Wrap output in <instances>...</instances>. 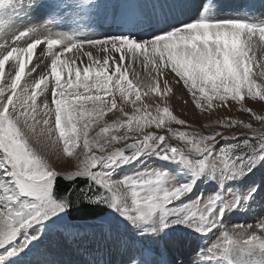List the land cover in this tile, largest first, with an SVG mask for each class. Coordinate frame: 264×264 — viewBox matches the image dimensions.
<instances>
[{
	"label": "snow or ice",
	"instance_id": "1",
	"mask_svg": "<svg viewBox=\"0 0 264 264\" xmlns=\"http://www.w3.org/2000/svg\"><path fill=\"white\" fill-rule=\"evenodd\" d=\"M13 7L29 11L46 8L51 19L39 27L20 30L11 43L7 40L0 43V82L4 80L6 64L15 60L8 69V83L0 85V250H3L0 264H19L25 260L46 230L69 228L68 216L81 204L103 205L119 220L142 229L141 234L159 233L179 224L207 236L222 225L226 212L253 199L256 188H251L245 197L230 201L224 198V193L206 199L203 194L192 199L190 194L198 180H215L224 189L227 181L251 172L264 161V130L258 131L251 123L229 116L215 125H207L220 130L207 135L192 134L189 138L188 133L171 127L173 123L184 126L186 121L173 116L168 106L161 113L157 105L155 116L149 113L147 118L138 117L136 113L142 109L136 106V101L141 100V93L129 80L127 69L122 72L121 67L126 60L134 62L142 58L146 67L151 64L155 68L157 92L161 85L165 93L180 85L201 111L220 106L230 108L229 102H235L241 112L250 113L264 124V115H256L245 103V97L264 101V85L252 79L255 57L249 56L256 47L253 38L257 34L264 43V19H216L210 4H201L196 18L172 25L149 39H137L133 33L91 36L83 32H52L49 24L65 16L62 10L67 6L60 0L47 5L39 0H0V13ZM101 7L93 4L85 8L84 16L91 20ZM127 14L129 10H121L117 17ZM12 28L11 21L0 23V33L6 34ZM42 43H46L47 56L51 57L50 69L18 93L26 64ZM85 44L96 55L83 51L81 56L87 57V62L82 68L77 63L79 57L62 59L65 52L79 51ZM56 46H61L60 52L53 51ZM110 61L114 65L111 72ZM257 75L264 78V63L259 65ZM49 80L53 81L51 86ZM114 89L124 104L134 97L133 113H127L121 105L117 115L127 116V120L117 118L111 124H103L90 139L92 121L81 124L80 118L94 115L102 119L106 112L117 109ZM94 92H103L112 99L105 101ZM45 93H50L51 103ZM40 95L45 98L38 104ZM66 95L76 99L69 100ZM79 101L83 102L78 104ZM88 102L92 104L90 109L86 107ZM153 126L165 128L172 137L183 141L185 147L167 143L166 135L145 131ZM121 128L126 130L124 135L117 134ZM236 128L249 130L252 137L217 150L218 138H233L225 136V132ZM127 133H139L142 139L129 137ZM45 137L54 145L62 142V153L57 148V157L75 158L74 171L59 172L33 146V141L40 144ZM253 138L256 143L251 142ZM128 139L135 142L108 151ZM77 147L82 148L81 154L74 152ZM151 156L178 165L192 177L191 181L178 182L166 167L146 166L132 171L124 168ZM60 178L69 183L60 184ZM186 196L188 200L184 199ZM253 228L237 224L231 232L225 230L222 238L207 249L210 255L205 258L215 264H264V218L255 225L258 232L250 231ZM130 264H156V261L151 251L145 250Z\"/></svg>",
	"mask_w": 264,
	"mask_h": 264
},
{
	"label": "rangeland",
	"instance_id": "2",
	"mask_svg": "<svg viewBox=\"0 0 264 264\" xmlns=\"http://www.w3.org/2000/svg\"><path fill=\"white\" fill-rule=\"evenodd\" d=\"M201 1L202 0H164L163 7L164 9L167 7L165 9L166 15L171 16L173 14H178L180 17H184V18L187 17V20L185 21L184 19L181 20L180 23H183L190 21L191 19H194L198 16L199 14L198 8L201 5L200 3ZM225 4H227L228 7L225 8L224 11L218 13V10L220 9L217 7H215V11H217L218 14H224V13L229 14L230 11L235 13L238 12L240 8H244L246 9V11L248 10V12L252 13L253 17L250 15L249 17L253 19H249V20L264 19V0H225ZM196 5H197V9H196L197 11L193 9V7H195ZM190 8L194 10L192 12L193 15L194 13H196L192 17H189L186 14H184ZM41 16L42 15L39 8L29 11L27 9H20L13 7L8 9L4 13H0V23L11 21L13 26V28L10 29L6 34L0 33V43H3L5 40L11 43V40L16 33H18L20 30L28 28L29 26L39 27L38 26L39 23L37 21L41 19ZM216 16L214 18H216ZM172 19H175V21L178 22L176 18L173 17ZM169 23H176V22L171 20V22ZM165 28L167 29L168 27ZM165 28L162 29L161 31L165 30ZM253 39L254 41L259 40V35L257 34V36H255ZM261 45L263 47L264 43H262ZM84 46H89V45L85 44ZM77 51L78 50L73 49L71 53L73 52L76 53ZM67 53L68 52H65L64 56H62L64 59ZM249 56L250 57L255 56V60H256V62L251 65L253 69L252 79L256 81V84L264 85V78L259 77L257 75L259 71V65H260L259 63L262 64L263 63L262 60H260L259 55H256L253 51L249 53ZM72 58H74V56ZM14 63L15 60L13 59L10 60L8 64H6L5 77L4 80L0 82V85H6L8 83L9 80L8 69L9 66ZM148 65L149 68L153 69V71H151L149 75L151 77L150 79H153L152 77H155L156 74L155 68L151 64ZM113 67L114 65L110 61V67H109L110 72L112 71ZM124 70H125V65L123 64L121 67V71L123 72ZM130 71L131 70L127 71L128 78L133 82L134 85L137 86L138 90L141 93V100L136 101V106L141 107L140 103H143V101L145 100L144 96H146V94L143 93V90L138 83L139 80L138 77L137 76L132 77V73H130ZM161 78L163 79V77ZM114 79H115V74H114ZM152 81H154V84L151 85L152 86L151 88L154 89L157 84V80L153 79ZM52 83L53 82L51 80V84ZM125 84H127V81H125ZM19 90L20 89L18 87L17 88L18 93ZM69 91L71 92L73 90L69 89ZM80 91L82 92L83 89H80ZM113 92L115 97L118 98L119 92L116 91L115 89L113 90ZM151 93H154V91L150 90L148 92V94ZM93 94L103 96L105 101L110 100V96L105 95L103 92H94ZM169 95H171L170 97H172L173 93L169 92L168 96ZM43 96L44 95L38 96V100L40 101L41 97ZM70 97L72 98L73 96L66 95V98L72 100L73 98L71 99ZM173 98H174L173 99L174 104H176V102H179L180 99L179 96L174 95ZM82 102L83 101H79L78 104ZM151 103L147 104L148 107L142 106L143 109L141 108L142 110L136 113V115L138 117L147 118L148 114L150 113L151 115L155 116V114H157L156 113L157 105L161 109V113L163 107L168 106L173 116H176L179 119H184L186 121V125L184 126L173 123L171 124V127L179 132L188 133L189 138L191 137L192 134H196L197 136L207 135L210 134L211 131L220 130L215 127L209 128L207 127V125L209 124L215 125L216 121L227 118L229 116L232 117L233 119H242L246 123H251L253 128L257 129L258 131L264 130V124H261L259 121H257L255 117L251 116L250 113L241 112L239 110V106L236 105L235 102H229L231 104L230 108L220 106V107H214L211 111H201L200 109L196 108L193 103L194 116L191 119L188 118L186 115L185 116L180 115L179 114L180 112L183 114L182 109H179L180 112L177 111V109H175V107L170 105L169 102H167V100L164 98L160 99V97H156L152 100ZM245 103L253 108V110L256 112V115H264V111H261V107L264 106V101H260L258 98L257 100L253 101L249 97H245ZM91 106H92L91 102H88V104L86 105V107L89 109L91 108ZM183 106L186 105L183 104ZM133 110L134 108L131 110L132 112H128L127 110L126 111L127 113L132 114ZM116 111L117 110L114 109L112 112H106L107 115L105 114L103 119H106L109 115L115 113ZM199 112L202 113L200 114ZM118 118L125 121L127 120V116H123V115H119ZM85 120L92 121V126L89 131V138L91 139L96 135V133L99 131V128L103 124L105 123L111 124L115 119L101 123V120H99L94 115H92V116L81 117L80 123L82 124ZM133 123H135V121ZM145 131L152 132L157 135H166L167 143H170L173 146H179L181 148L185 147L183 141H180L172 137L171 133L166 132L165 128L157 129L153 126L151 128L145 129ZM125 133L126 130L121 128L119 129L117 134L124 135ZM127 135L129 137H137L142 139V136H140L139 133H127ZM230 135L233 138L228 140L218 138V143L216 144L217 150L225 145L239 144L246 137L249 138L252 137V134L249 130L242 128H236L231 130V132H225V136H230ZM235 137H239V139H236ZM131 142H135V141L133 139H128L126 141H122L119 144H114L111 148L108 149V151L109 152L114 151L116 148H125L126 145H128ZM251 142L256 143V140L253 138ZM33 146L36 147L37 150L41 153V155H43L59 172L68 173L75 170L76 168L75 158L67 157L64 155H61L60 158L57 157L56 154L57 148H59L62 153V148H63L62 142H60L59 145H54L51 143L50 140H48L45 137L42 138L40 144H36L33 141ZM74 152L76 154H81L82 148L77 147L76 149H74ZM96 154L101 155V153L99 152H97ZM192 156L194 159L196 158L194 153L192 154ZM80 159L81 160L83 159V155H80ZM146 166L166 167L170 172L173 173L177 181L181 183L190 182L192 179V177L189 174H187L186 172H182L178 165H169L166 161L157 160L155 156H151L147 159L142 157L141 160L136 161L135 164L125 165L124 168L128 169L129 171H132V170H140L141 168ZM117 171L119 172L122 170L118 169ZM251 188H256V193L253 199L243 201L242 206L239 209L230 210L226 212L222 225L219 226L217 229H214L207 236H201L200 234L192 232L189 228H186L183 225H179V224L167 228L159 233L149 231L141 234L142 229L133 228L131 225H128L126 221L119 220L118 217L116 218L115 214L112 213L105 220H107L108 223L110 224V226H108V229H111V234L115 235L113 237L115 242L117 243V247L115 251L117 254V259L115 260V262H117L118 264H130V261L132 260V255L129 249L132 247L131 242L133 240H141L146 245L158 247L159 240L168 239L169 242L167 241V243L170 250V258H163L164 261L170 259V264H197V261H200L199 264H215L214 261H208L205 258L208 255H210V253L207 252V249L211 247V245L215 243L217 239L222 238V234L225 230L231 232L233 226L239 224V225H253L254 228L251 229L250 231L258 232V229L255 228V225L259 222L260 219L264 218V161L258 163L257 166L251 172H248L243 176L227 181L224 185V189H220V185L217 184L215 180H211L207 178L198 180L193 189V193L190 194L192 196V199H195V197L200 196L202 194L206 199L208 196L224 193V198L230 201L234 197L235 198L245 197ZM184 199L188 200V197L186 196L184 197ZM174 203H179V202H174ZM91 227H93L92 229H94V227L96 226H91ZM100 229L101 228H98V230ZM54 233H55L54 230L48 229L45 232V234L41 235L40 239L35 242L36 248L33 249L32 254L26 257L25 260H21L19 264H47V262H50V264H84L76 254L68 250L67 241H65V239L63 238L61 239L60 237L55 236ZM123 241H125L127 244H125V242ZM180 251L183 252L181 253ZM160 258L161 255H159V257L156 259L157 263L162 262Z\"/></svg>",
	"mask_w": 264,
	"mask_h": 264
},
{
	"label": "bare ground",
	"instance_id": "3",
	"mask_svg": "<svg viewBox=\"0 0 264 264\" xmlns=\"http://www.w3.org/2000/svg\"><path fill=\"white\" fill-rule=\"evenodd\" d=\"M167 8V7H166ZM165 8V9H166ZM195 10V9H194ZM194 10H190V13H192ZM166 11V10H165ZM169 11V10H168ZM195 14V13H194ZM174 15V14H173ZM169 16V15H167ZM85 17V16H84ZM86 18V17H85ZM176 18V17H174ZM177 19V18H176ZM174 22L176 23H169L171 25H176L178 24L177 21H175V19H172ZM178 20V19H177ZM52 26V25H51ZM49 27L50 30L52 32H66L68 34H71L73 32H83L84 34L86 35H91V36H103V34H99L97 32V30L93 29V28H87V29H81L79 28V26H77V30L76 31H70L67 29H65L64 25L61 24V26L63 28H57V27ZM166 29V28H165ZM25 39H28L27 37ZM256 47L254 48L253 52L256 54V55H259V59L262 60V62L264 63V46L262 47V43L259 41V40H256ZM19 44L23 45V41H20ZM262 47V49H261ZM41 50H43V55H41ZM53 51L55 52H60L61 51V46H56ZM75 51V50H74ZM83 51H92L93 52V55L95 56L96 55V51L94 49H92L90 46H83V48L79 51H77L76 53H67V55H65V59H72V57L74 56L75 57H79V59L77 60V63L79 66H83V63L87 62V57H83L81 56V53ZM101 56H103L104 54L101 53L100 54ZM116 57H118L119 54H115ZM255 57V56H254ZM62 59H64L62 57ZM257 59V58H256ZM259 60V61H260ZM50 61H51V57H48L47 56V45L46 43H42L41 45H39L35 50H34V53H33V56H32V59L26 64V69H25V74L23 76V78L21 79L20 81V85H19V89H23L24 86L26 84H30L33 82V80H38L39 79V76L41 74H45L49 71L50 69ZM256 61V60H255ZM258 61V60H257ZM261 64V63H259ZM125 69H127V71L131 70L130 73H132V77L133 76H137L138 77V83L140 85V87L142 88L143 90V93H147L145 97V100L143 101V103H140L141 105V108L142 106H145L147 104H150L152 102V100L156 97H160V99H166L167 102H169L170 105H172L173 107H175V109H177V111H179V109H182V112L183 114L180 112L179 114L180 115H186L188 118H192L194 116V112H193V102H192V99L189 95V93L187 92V90L181 88L180 85H177L176 87H174L172 90L173 92L171 91L170 93H173L172 97H170L171 95L168 96V93H165L163 91V86L161 85L160 86V91L157 92L154 89H152L151 85L154 84V81H152L153 79H155V77H152L153 79H150L151 77L149 76L150 75V72L153 71V69L149 68V65H147V67L144 65V63L142 62V58H138L136 61H128L126 60L125 63ZM124 68V67H123ZM136 73V74H135ZM154 74V73H153ZM156 75V74H155ZM162 79V78H161ZM53 82V81H52ZM152 82V83H151ZM156 84V83H155ZM49 85H51V80H49ZM43 87V85H42ZM19 90V92H20ZM154 91V93H151V94H148L149 91ZM156 94V95H154ZM46 96H48V100L49 102L51 103V95L50 93H45ZM163 95V96H162ZM174 95H177L179 96V102H176V104H174V98L173 96ZM154 96V97H153ZM162 97V98H161ZM170 97V98H169ZM45 98V96L41 97L40 101L37 99V103H41V101H43ZM71 98V97H70ZM73 98V99H72ZM71 99L72 100H75L76 98L73 96ZM116 98V101H117V111L111 115H109L106 119H99L101 120V123L105 122V121H111L113 119H117L119 116L117 115L118 114V109L121 105H123V107L125 108V111L127 110L128 112H132L131 110L133 109V105L131 103V100L134 99V97H131L129 98V102L127 104H124L123 100L121 99L120 95H118V98ZM68 99V98H67ZM109 99V98H108ZM112 99V96H110V100ZM109 101V100H107ZM161 101V100H160ZM156 102V101H155ZM161 103V102H160ZM152 104V103H151ZM186 105V106H183ZM160 105V104H159ZM54 107V105H52ZM155 107V106H154ZM143 109V108H142ZM196 109V108H195ZM198 110V109H197ZM126 111V112H127ZM146 111V110H145ZM154 111V110H153ZM144 112V110H143ZM152 112V111H151ZM200 113V112H199ZM202 113V112H201ZM200 113V114H201ZM131 114V113H130ZM107 115V114H106ZM156 115V114H155ZM105 116V115H104ZM103 116V117H104ZM198 116V115H197ZM206 116V114H205ZM98 120V121H99ZM100 122V121H99ZM102 125V124H101ZM100 125V126H101ZM59 163V161H58Z\"/></svg>",
	"mask_w": 264,
	"mask_h": 264
},
{
	"label": "water",
	"instance_id": "4",
	"mask_svg": "<svg viewBox=\"0 0 264 264\" xmlns=\"http://www.w3.org/2000/svg\"><path fill=\"white\" fill-rule=\"evenodd\" d=\"M126 148V147H125ZM58 182L60 184H66L69 183L68 181H63L62 178H60L58 180ZM81 187H83L84 185L81 184ZM97 211H95L94 209V205H90V204H81V206L79 208H74L71 210L69 216L71 219L73 220H78V219H93L96 218L100 215H104L107 214L109 212V208H107L106 210H101L98 211L99 209H96Z\"/></svg>",
	"mask_w": 264,
	"mask_h": 264
}]
</instances>
